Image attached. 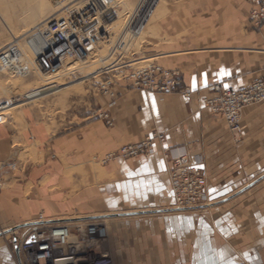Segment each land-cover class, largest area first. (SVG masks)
<instances>
[{"label": "crops", "instance_id": "obj_1", "mask_svg": "<svg viewBox=\"0 0 264 264\" xmlns=\"http://www.w3.org/2000/svg\"><path fill=\"white\" fill-rule=\"evenodd\" d=\"M172 1L179 10L155 42L161 52L154 64L178 73L176 91L154 95L119 82L114 105L101 94L92 116L48 149L46 126L30 112L22 125L0 126L1 158L17 142L43 144L39 164L28 160L16 172L0 166V231L40 213L55 219L75 209L89 215L136 205L159 212L115 218V264H264V103L244 109L240 133L203 104L219 93L210 87L239 91L264 78V25L250 21L248 0ZM9 37L15 39L0 25V50ZM103 111L113 126L99 117ZM14 127H22L21 136ZM154 131L165 138L153 155L104 162ZM166 153L187 154L204 171L205 205L175 209ZM94 161H102L103 171ZM0 264H17L3 236Z\"/></svg>", "mask_w": 264, "mask_h": 264}, {"label": "rangeland", "instance_id": "obj_2", "mask_svg": "<svg viewBox=\"0 0 264 264\" xmlns=\"http://www.w3.org/2000/svg\"><path fill=\"white\" fill-rule=\"evenodd\" d=\"M176 8L172 0H0V25L5 33L9 30L15 36L9 37L7 43L16 40L25 55V64L17 70L3 69L0 61V126H13L10 120L22 125L30 112V118L46 126V149L74 132L92 116L101 86L109 78L122 81L123 73L159 64L156 58L161 51L155 48V42L165 36L162 33L176 17L172 12ZM134 13L135 17L138 13L141 16L139 31L124 52L113 54L115 43L125 35L123 29ZM61 21L66 22L61 30L78 39L71 40L69 53L70 48L62 51L56 47L57 35L51 29ZM44 53L50 61L41 59ZM128 62L127 67L107 71L109 65L123 66ZM50 89L54 90L46 92ZM14 129L21 136L22 127ZM42 147L36 140L29 144L17 142L5 159L0 156V166L16 172L20 165L27 166L28 160L37 165L42 159ZM92 165L103 171L102 161ZM157 212L134 205L89 215L75 209L54 218H81L88 224H98L107 233L103 248L112 254L113 223L119 221L115 218L130 216L133 220Z\"/></svg>", "mask_w": 264, "mask_h": 264}, {"label": "built area", "instance_id": "obj_3", "mask_svg": "<svg viewBox=\"0 0 264 264\" xmlns=\"http://www.w3.org/2000/svg\"><path fill=\"white\" fill-rule=\"evenodd\" d=\"M248 1L253 6L249 15L250 21L255 27H261L264 25V0ZM138 14L135 17L134 13L124 27L126 33L115 43L113 54L124 52L132 43V38L140 29L141 16ZM65 25V21L56 22L51 29L57 35L56 47L62 51L70 48L69 53L71 40L78 39L77 36L68 37L66 32L61 30ZM41 59L50 61L46 53ZM0 61L5 70H17L25 64V55L16 40L7 44L1 51ZM128 65L129 62L123 66L109 65L107 71L118 70ZM121 78L122 81L109 78L101 86L100 93L110 98L109 105L116 102L114 88L120 81L127 84L130 90L154 95L174 92L180 85L177 72L154 63L123 73ZM210 91L219 93L203 98L204 106L214 114L223 115L231 131L240 133L244 109L264 103V78L239 91H222L218 85L210 87ZM183 93L188 97L192 94L189 89ZM99 117L104 119L108 126L114 125L108 112H101ZM164 138L165 133L154 131L141 142L125 145L119 151L108 154L104 162L115 158L130 159L141 155H153L155 143ZM165 157L172 162L169 176L175 209L189 210L205 205L208 202V192L204 171L193 164L187 154L173 156L166 153ZM106 235V230L98 224H88L81 218L59 220L46 218L42 214L34 220L0 231V236L6 239L17 264H115L110 250L103 248Z\"/></svg>", "mask_w": 264, "mask_h": 264}, {"label": "bare ground", "instance_id": "obj_4", "mask_svg": "<svg viewBox=\"0 0 264 264\" xmlns=\"http://www.w3.org/2000/svg\"><path fill=\"white\" fill-rule=\"evenodd\" d=\"M55 89V88H54ZM54 89H50V90H46V92H50V91H52V90H54ZM43 93H45L44 91L43 92H40V94H43Z\"/></svg>", "mask_w": 264, "mask_h": 264}, {"label": "snow or ice", "instance_id": "obj_5", "mask_svg": "<svg viewBox=\"0 0 264 264\" xmlns=\"http://www.w3.org/2000/svg\"><path fill=\"white\" fill-rule=\"evenodd\" d=\"M193 87L195 88V81H194V83H193Z\"/></svg>", "mask_w": 264, "mask_h": 264}]
</instances>
